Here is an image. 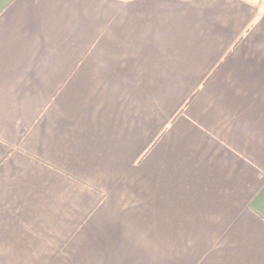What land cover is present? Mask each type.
I'll list each match as a JSON object with an SVG mask.
<instances>
[{
	"label": "crops",
	"instance_id": "crops-1",
	"mask_svg": "<svg viewBox=\"0 0 264 264\" xmlns=\"http://www.w3.org/2000/svg\"><path fill=\"white\" fill-rule=\"evenodd\" d=\"M0 264H264V0H0Z\"/></svg>",
	"mask_w": 264,
	"mask_h": 264
}]
</instances>
